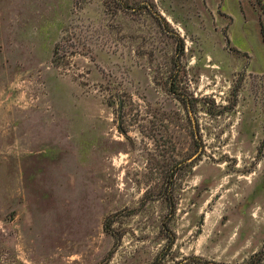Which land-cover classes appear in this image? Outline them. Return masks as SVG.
<instances>
[{
    "label": "rangeland",
    "instance_id": "374dc122",
    "mask_svg": "<svg viewBox=\"0 0 264 264\" xmlns=\"http://www.w3.org/2000/svg\"><path fill=\"white\" fill-rule=\"evenodd\" d=\"M122 2L0 0V264H264L261 9Z\"/></svg>",
    "mask_w": 264,
    "mask_h": 264
},
{
    "label": "trees",
    "instance_id": "16d2710c",
    "mask_svg": "<svg viewBox=\"0 0 264 264\" xmlns=\"http://www.w3.org/2000/svg\"><path fill=\"white\" fill-rule=\"evenodd\" d=\"M113 1H117L118 6L120 8L124 7V4L122 2V0H113ZM120 1V2H119ZM264 0H256L257 5L259 6V8L261 9V14H262V20L260 21V30H261V35L264 41V4H263ZM182 50V49H181ZM175 75L172 76V79L169 83V90L172 94H176V90L173 87L175 85ZM260 263V259H257V261L251 263V264H259Z\"/></svg>",
    "mask_w": 264,
    "mask_h": 264
}]
</instances>
